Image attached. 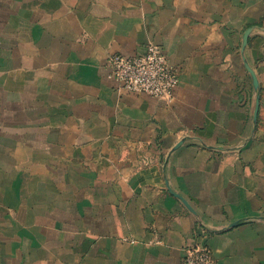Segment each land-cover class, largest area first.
<instances>
[{
	"label": "crops",
	"instance_id": "0c3cea01",
	"mask_svg": "<svg viewBox=\"0 0 264 264\" xmlns=\"http://www.w3.org/2000/svg\"><path fill=\"white\" fill-rule=\"evenodd\" d=\"M152 42L171 101L109 77ZM197 243L264 264V0H0V264H182Z\"/></svg>",
	"mask_w": 264,
	"mask_h": 264
},
{
	"label": "built area",
	"instance_id": "2783aa9c",
	"mask_svg": "<svg viewBox=\"0 0 264 264\" xmlns=\"http://www.w3.org/2000/svg\"><path fill=\"white\" fill-rule=\"evenodd\" d=\"M108 61L111 67L109 77L121 88L172 100L179 76L158 43H149L139 55L112 54ZM182 264L217 263L208 246L197 243L186 248Z\"/></svg>",
	"mask_w": 264,
	"mask_h": 264
},
{
	"label": "water",
	"instance_id": "95a60500",
	"mask_svg": "<svg viewBox=\"0 0 264 264\" xmlns=\"http://www.w3.org/2000/svg\"><path fill=\"white\" fill-rule=\"evenodd\" d=\"M251 30L246 31L245 36H244V45L247 44L248 41V36ZM255 82L257 83V79L255 78Z\"/></svg>",
	"mask_w": 264,
	"mask_h": 264
}]
</instances>
